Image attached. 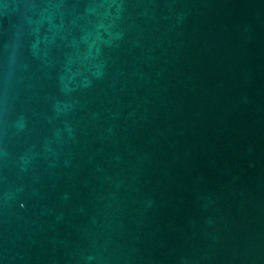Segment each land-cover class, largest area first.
Instances as JSON below:
<instances>
[{"label":"water","instance_id":"obj_1","mask_svg":"<svg viewBox=\"0 0 264 264\" xmlns=\"http://www.w3.org/2000/svg\"><path fill=\"white\" fill-rule=\"evenodd\" d=\"M0 264H264V0H0Z\"/></svg>","mask_w":264,"mask_h":264}]
</instances>
